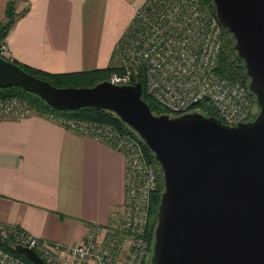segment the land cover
<instances>
[{
	"label": "water",
	"instance_id": "1",
	"mask_svg": "<svg viewBox=\"0 0 264 264\" xmlns=\"http://www.w3.org/2000/svg\"><path fill=\"white\" fill-rule=\"evenodd\" d=\"M256 97L255 119L237 125L199 111L156 114L143 85L108 80L57 87L0 55V86H20L57 110L114 112L163 170L150 264H264V0H212ZM34 264H50L22 244Z\"/></svg>",
	"mask_w": 264,
	"mask_h": 264
},
{
	"label": "crops",
	"instance_id": "2",
	"mask_svg": "<svg viewBox=\"0 0 264 264\" xmlns=\"http://www.w3.org/2000/svg\"><path fill=\"white\" fill-rule=\"evenodd\" d=\"M147 1L19 0L30 9L5 39L6 58L49 73L107 68ZM126 172L124 153L52 119H0V223L76 246L92 225L120 223Z\"/></svg>",
	"mask_w": 264,
	"mask_h": 264
},
{
	"label": "built area",
	"instance_id": "3",
	"mask_svg": "<svg viewBox=\"0 0 264 264\" xmlns=\"http://www.w3.org/2000/svg\"><path fill=\"white\" fill-rule=\"evenodd\" d=\"M223 27L216 13L202 0H148L137 9L118 42L107 79L116 85L134 84L144 68L146 92L169 114H184L209 103L225 124L255 119L257 104L249 87L223 77L219 63ZM7 45H0L6 58ZM200 112V111H199ZM33 109L19 98L0 100V119L25 118ZM55 119L66 128L99 140L125 154L126 200L116 226L92 225L76 246L38 238L0 223V234L36 250L50 264H146L151 242L147 236L151 195L157 189V168L146 161L141 142L114 126L94 121ZM0 264H29L0 248Z\"/></svg>",
	"mask_w": 264,
	"mask_h": 264
},
{
	"label": "trees",
	"instance_id": "4",
	"mask_svg": "<svg viewBox=\"0 0 264 264\" xmlns=\"http://www.w3.org/2000/svg\"><path fill=\"white\" fill-rule=\"evenodd\" d=\"M19 0H8L5 9V18L0 22V45L5 43V39L12 28L15 26L17 21L26 15L30 9V5L27 4L22 10L18 11L17 3ZM27 1V0H25ZM206 5L211 7L214 11V5L212 0H202ZM215 12V11H214ZM235 39L233 35L223 28V50L221 53L219 72L220 74L230 80L238 81L243 83L248 87L249 78L245 76V63L237 55L234 49ZM19 66L28 71L29 73L37 76L39 78L49 81L51 84L57 87H86L94 86L99 82L105 81L109 78V75L115 70L113 66L107 68L94 69L89 71H79V72H69V73H49L41 71L39 69H34L26 65H22L16 61ZM135 82H140L143 85V98L148 102L152 111L156 114L169 113L163 105H161L153 97L149 96L146 92V77L144 73V68H140L139 74L135 77ZM254 101L255 95L251 93ZM19 98L22 101H26L33 112L49 118L53 116L54 118L64 117L67 119H79L86 121H94L104 124H110L114 126L121 134H130L136 137L142 144L144 156L147 162L153 163L157 167V189L151 195L150 210H149V222L147 226V236L151 242L150 252L153 251V243L155 237V228L158 222L157 212L158 207L161 202L162 193L164 191V179L163 170L161 165L155 159L154 153L149 149V147L144 143L141 137L135 132L128 124L123 122L114 112L107 109L83 107L77 110H57L50 106L41 96L36 93L27 91L20 86H10L1 87L0 86V100L7 98ZM256 103V101H255ZM195 110H199L208 116H216L220 118V115L216 108L209 103H201L195 107ZM180 114H173L177 116ZM257 114L255 115V117ZM56 121L55 119H52ZM57 122V121H56ZM18 244L17 240L11 235L4 237L0 234V248L20 257L29 264H34L25 255L18 252L15 246ZM150 263V261H149Z\"/></svg>",
	"mask_w": 264,
	"mask_h": 264
},
{
	"label": "rangeland",
	"instance_id": "5",
	"mask_svg": "<svg viewBox=\"0 0 264 264\" xmlns=\"http://www.w3.org/2000/svg\"><path fill=\"white\" fill-rule=\"evenodd\" d=\"M255 101H256V98H255ZM256 104H257V101H256ZM255 108H256V110H257V108H258V104H257V106H256ZM258 110H259V108H258ZM156 168H157V167H156ZM146 264H150V263L147 261Z\"/></svg>",
	"mask_w": 264,
	"mask_h": 264
},
{
	"label": "flooded vegetation",
	"instance_id": "6",
	"mask_svg": "<svg viewBox=\"0 0 264 264\" xmlns=\"http://www.w3.org/2000/svg\"><path fill=\"white\" fill-rule=\"evenodd\" d=\"M258 112H259V110H258ZM258 114V113H257Z\"/></svg>",
	"mask_w": 264,
	"mask_h": 264
}]
</instances>
